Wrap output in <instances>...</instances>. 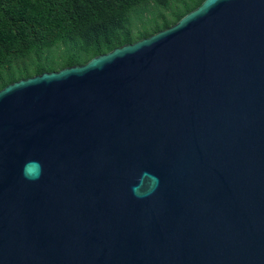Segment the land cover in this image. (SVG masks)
<instances>
[{
    "label": "water",
    "instance_id": "obj_1",
    "mask_svg": "<svg viewBox=\"0 0 264 264\" xmlns=\"http://www.w3.org/2000/svg\"><path fill=\"white\" fill-rule=\"evenodd\" d=\"M0 264H264V0L0 90Z\"/></svg>",
    "mask_w": 264,
    "mask_h": 264
},
{
    "label": "trees",
    "instance_id": "obj_2",
    "mask_svg": "<svg viewBox=\"0 0 264 264\" xmlns=\"http://www.w3.org/2000/svg\"><path fill=\"white\" fill-rule=\"evenodd\" d=\"M205 0H0V90L175 25Z\"/></svg>",
    "mask_w": 264,
    "mask_h": 264
}]
</instances>
